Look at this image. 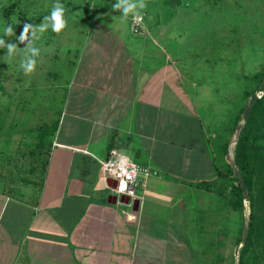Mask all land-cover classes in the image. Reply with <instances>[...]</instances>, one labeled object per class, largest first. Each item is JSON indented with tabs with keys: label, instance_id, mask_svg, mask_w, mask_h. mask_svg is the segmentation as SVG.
Here are the masks:
<instances>
[{
	"label": "crops",
	"instance_id": "1",
	"mask_svg": "<svg viewBox=\"0 0 264 264\" xmlns=\"http://www.w3.org/2000/svg\"><path fill=\"white\" fill-rule=\"evenodd\" d=\"M70 37L72 78L48 143L0 161V264H201L223 195L201 182L216 181L223 155L211 137L229 134L210 100L198 103L197 68L175 64L165 36ZM112 149L159 171L133 206L101 175Z\"/></svg>",
	"mask_w": 264,
	"mask_h": 264
},
{
	"label": "rangeland",
	"instance_id": "2",
	"mask_svg": "<svg viewBox=\"0 0 264 264\" xmlns=\"http://www.w3.org/2000/svg\"><path fill=\"white\" fill-rule=\"evenodd\" d=\"M56 2L0 0V38L7 22L2 14L4 6L15 3L9 16L15 36H6L5 40L24 49L26 44L17 39L23 26L41 24ZM145 2L147 6L142 16L148 34L136 35L129 27L132 15L125 18L121 12L113 11L116 0H59L65 7L67 27L59 34L49 27L35 42L41 56L35 72L30 75H25L20 68V55L8 57L7 49L0 48V161L12 150L18 153V150L36 149L48 143L64 110L67 84L72 78L71 55L76 43L70 36H165L162 42L165 54L175 64L197 68L194 74L197 91L202 88L198 103L210 100V111L218 116L217 125L224 126L221 132L228 131V139L219 135L211 138L214 145L223 150L216 162V171L230 172V161L234 162L238 154L236 144L240 131L234 119L238 117L240 121L241 110L253 92L258 96L264 93L259 87L264 80L259 83L253 78L264 68V0ZM101 10L106 12L98 17L99 21L95 16ZM95 21H103L114 29H101V24ZM202 108H205L204 102ZM254 145L257 152L264 155V138H258ZM227 151L229 157L225 156ZM251 174L255 195L259 181L254 170ZM232 184L216 172V181H212L210 190L223 195L213 197V207L217 208L216 216L212 217L215 221L210 227H203L208 230L204 235L210 246L201 255V264H238L243 243L237 256L234 249L249 220L251 205L250 200L240 198L239 193H230ZM256 261L264 264V250Z\"/></svg>",
	"mask_w": 264,
	"mask_h": 264
},
{
	"label": "trees",
	"instance_id": "3",
	"mask_svg": "<svg viewBox=\"0 0 264 264\" xmlns=\"http://www.w3.org/2000/svg\"><path fill=\"white\" fill-rule=\"evenodd\" d=\"M14 5L15 3L4 6L2 10L3 16L7 19L6 26L11 25L12 28L13 25L9 16ZM2 38L6 39V36L3 35ZM253 78L261 83V81L264 80V68L262 71L255 73ZM259 87L261 90L264 89V83L260 84ZM243 110L244 107L241 112H243ZM234 121L238 124L239 118L236 117ZM258 138H264V93L258 96L253 102L248 116L239 131L236 144L238 154L235 156L234 162L244 179L247 196L251 205L246 240L243 242L240 250L238 264H257L256 257L260 256L264 250V155L259 154L256 149L257 147L254 145ZM227 142V140L224 142L225 150ZM252 170L256 173L257 180L259 181V186L257 187L255 195L252 193ZM217 175L224 176L233 183L230 191L232 195L239 193L240 198H243L241 187L233 174L232 168L230 172L217 171ZM201 183H203L204 186L211 187L212 181L209 182L210 184L206 181ZM253 233H255V236H253ZM240 241L241 237L236 240L237 243ZM247 253H249L248 256H246Z\"/></svg>",
	"mask_w": 264,
	"mask_h": 264
},
{
	"label": "clouds",
	"instance_id": "4",
	"mask_svg": "<svg viewBox=\"0 0 264 264\" xmlns=\"http://www.w3.org/2000/svg\"><path fill=\"white\" fill-rule=\"evenodd\" d=\"M145 0H116L112 6L113 11L122 13V17L132 15L134 23L142 21V10L146 8ZM55 33H61L67 27V20L65 18V7L59 0L53 5L51 14L45 16L43 22L39 25L25 24L23 31L17 37L19 43H25L26 47L20 49L17 44L7 43L5 39L0 38V48L7 49V56L13 57L21 56L20 68L25 75H30L35 72L37 60L41 56V49L35 45L36 41L41 39V36L49 29ZM4 35L8 37L15 36V32L11 25L4 27Z\"/></svg>",
	"mask_w": 264,
	"mask_h": 264
},
{
	"label": "built area",
	"instance_id": "5",
	"mask_svg": "<svg viewBox=\"0 0 264 264\" xmlns=\"http://www.w3.org/2000/svg\"><path fill=\"white\" fill-rule=\"evenodd\" d=\"M129 25L133 34H148L143 19L139 23H134L131 16ZM98 161L103 179L111 182L107 185L111 194L116 199L127 198L129 206L142 200L140 192L144 190L148 178L159 174L157 169L136 162L120 149H112L106 158Z\"/></svg>",
	"mask_w": 264,
	"mask_h": 264
},
{
	"label": "water",
	"instance_id": "6",
	"mask_svg": "<svg viewBox=\"0 0 264 264\" xmlns=\"http://www.w3.org/2000/svg\"><path fill=\"white\" fill-rule=\"evenodd\" d=\"M258 97V94L257 92H254L253 94H251V96L249 97L248 99V102L247 104L245 105L244 107V110L242 112V116H241V119L240 121L238 122L237 124V130L239 131L240 128H241V125L243 124L244 120L247 118L248 116V113L252 107V104L253 102L255 101V99ZM229 154V152H228ZM229 156V155H228ZM230 165H231V168H232V171H233V174L234 176L236 177L240 187H241V191H242V194L244 196V198L246 200H248V196H247V191H246V186H245V182H244V179L241 175V173L239 172L238 170V167L234 164L233 161H230ZM247 228H248V221L245 223L244 225V229H243V232H242V237H241V241L239 244H237L235 246V249H234V254L237 256L238 255V249H239V246L241 243H243L245 241V238H246V234H247Z\"/></svg>",
	"mask_w": 264,
	"mask_h": 264
}]
</instances>
